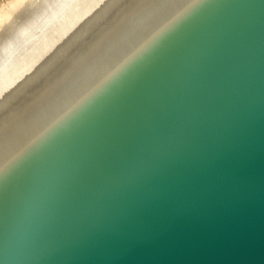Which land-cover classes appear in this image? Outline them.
Here are the masks:
<instances>
[{"label":"water","instance_id":"obj_1","mask_svg":"<svg viewBox=\"0 0 264 264\" xmlns=\"http://www.w3.org/2000/svg\"><path fill=\"white\" fill-rule=\"evenodd\" d=\"M94 14L0 105V264H264V0Z\"/></svg>","mask_w":264,"mask_h":264},{"label":"bare ground","instance_id":"obj_2","mask_svg":"<svg viewBox=\"0 0 264 264\" xmlns=\"http://www.w3.org/2000/svg\"><path fill=\"white\" fill-rule=\"evenodd\" d=\"M104 1L16 0L17 5L19 4L18 15L26 16L30 13V16L25 24H20L23 17L18 18L16 15L11 21H6L5 25H0L4 28L3 40L0 41V105L16 89L21 88L28 76L35 74L46 60L60 52V48L69 41L76 28L94 14L93 11L96 14L110 2ZM51 51L48 57L40 60L45 53L49 54ZM31 71L33 72L30 73ZM28 73L30 74L24 78Z\"/></svg>","mask_w":264,"mask_h":264},{"label":"rangeland","instance_id":"obj_3","mask_svg":"<svg viewBox=\"0 0 264 264\" xmlns=\"http://www.w3.org/2000/svg\"><path fill=\"white\" fill-rule=\"evenodd\" d=\"M106 1V0H105ZM104 1V2H105ZM17 3H19V1H17ZM17 3H16V0L14 1V0H0V25L2 24V25H5L6 24V21H11L12 19H14L15 17H16V15L18 16V18H21V17H23V18H21L20 19V24H25L26 23V20L29 18V16H30V13H28V14H26V16H19L18 14H19V7H17V6H19V4L17 5ZM16 11L17 10V12H14V10ZM99 9V8H98ZM97 9V10H98ZM96 10V11H97ZM94 13H95V11H93ZM24 17H25V19H24ZM27 21H29V19L27 20ZM5 22V23H4ZM25 22V23H24ZM1 25V26H2ZM0 28H2V27H0ZM3 29L4 28H2V30L0 29V41L1 40H3V34H2V32H3ZM67 37V36H66ZM15 38H17V36L15 37ZM53 51V50H52ZM52 51L49 53V54H44V57H42L40 60L42 61L43 59H45L46 57H48V55H50L51 53H52ZM39 60V61H40ZM38 61V60H37ZM36 61V62H37ZM38 61V62H39ZM41 61L39 62V64L41 63ZM37 62V63H38ZM39 64H38V66H39ZM38 66H37V68H38ZM37 68L35 69V71L37 70ZM33 71H31L30 73H32ZM30 73H28L24 78H26Z\"/></svg>","mask_w":264,"mask_h":264}]
</instances>
